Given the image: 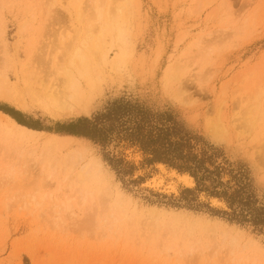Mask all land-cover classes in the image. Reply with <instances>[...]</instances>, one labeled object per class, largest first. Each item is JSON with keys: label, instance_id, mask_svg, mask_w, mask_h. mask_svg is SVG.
I'll use <instances>...</instances> for the list:
<instances>
[{"label": "rangeland", "instance_id": "374dc122", "mask_svg": "<svg viewBox=\"0 0 264 264\" xmlns=\"http://www.w3.org/2000/svg\"><path fill=\"white\" fill-rule=\"evenodd\" d=\"M101 2L117 30L104 32L105 62L90 72L97 87L85 110H63L57 71L62 51L76 46L87 27L98 35V22L89 19L92 6ZM20 71L32 72L28 86L48 95L34 99L20 92ZM176 74L179 83L172 80ZM0 79L25 105L0 96V129L5 115L38 132L25 142L27 148L47 136L71 137L58 149L61 157L81 151L87 161L98 160L106 176L112 173L107 180L115 193L138 205L133 225L102 226L101 196L79 206L70 198L71 188L56 185L66 170L51 181L47 170L40 172L28 159H6L1 146L10 136L0 130V264H238L226 250L217 255L167 251L164 232L149 227L153 208L170 216L179 212L184 226L196 218L218 232L231 229L243 243L253 241L245 254L259 257L256 249L264 247V0H0ZM249 119L253 128L244 124ZM78 122L80 136L60 134ZM214 126L220 131L214 133ZM119 139L126 140L125 147L141 148L149 173L132 176L134 165L112 151ZM162 162L192 175L193 189L178 184L179 194L169 197L159 189L138 190L165 173L158 167ZM224 172L230 180L222 178ZM199 194L219 197L228 210L211 207ZM65 198L70 211L55 214L53 207ZM207 232L200 225L194 230L211 245Z\"/></svg>", "mask_w": 264, "mask_h": 264}, {"label": "bare ground", "instance_id": "6f19581e", "mask_svg": "<svg viewBox=\"0 0 264 264\" xmlns=\"http://www.w3.org/2000/svg\"><path fill=\"white\" fill-rule=\"evenodd\" d=\"M91 10H92V15L89 21L96 20L98 22V27H99L98 35L95 37L94 30L91 29L90 27H87L84 30V34L82 35L79 43L76 46L69 44L67 49L64 47L66 50L64 52L62 51L63 54H62V57H60L61 59H60L59 67L57 71L59 75L61 76L60 84L63 88V91L61 92V96H62L61 107L63 110L68 109V110L76 112L80 110H85L87 108V105L89 104V101L91 98V90L97 87V82L91 76L90 72L93 68L99 67V65L102 62H105V59H106L105 54L102 50L103 49L102 48L103 46L102 38L104 36V32H108L113 35L117 30V24L115 23L114 17L111 15L110 11L107 10V6H104L102 2L93 5ZM81 18L82 19L84 18L82 14H81ZM21 31L22 30L20 29V32ZM176 75L172 77V80L175 83L177 82L179 83L180 79L182 80V78L178 77L179 74H176ZM181 75L183 74H180V76ZM32 76H33L32 72L30 71H20V73L17 74V79H18L17 86H16L17 89L20 90V92L22 91L26 96H29L34 99L47 96L48 93L47 92L45 93V91H43L42 89L30 88L28 86L29 77L31 78ZM0 86H1L0 96L2 98L13 101L19 107L23 108L25 106L23 100L20 99L19 97H16L11 92V90L7 86V82L0 79ZM67 100L68 102H66ZM2 120H3V123L1 124L0 130L2 132L4 131L8 133V135L10 136V137L7 136L10 138L9 143L1 146L3 152L7 156L6 157L4 155L6 159L7 158L13 159V157L15 158V160H18V161L21 159L22 160L28 159L27 161L29 162L31 161L34 164L33 167L35 166L36 168L39 167L40 172L41 170L42 171L47 170L48 177H46V179L51 180V181L54 179L55 176L62 174L63 171L66 170L68 172V175L66 173L65 174L63 173L64 176H66V178L61 181H57V179L59 178L58 176V178H56V185L59 183L58 184L59 189L60 187L63 188V186H66L67 189L71 188L72 196L70 198L75 199L79 206H84V205H87L88 203H92L94 200H96L97 196H101L103 198L102 202H104V205L101 211L102 226L115 229V228H122L123 226L128 225V224L133 225L135 218L137 216L138 205L135 203H131L132 200L127 199L125 194L118 193V192L115 193L112 186H110V182L107 180V176L108 175L110 176V174L112 173L109 172V174L106 176L105 173L100 168V165H98L97 163L98 160L97 162L94 159H92L93 161H87L85 155L81 151L80 152L73 151L64 157H61L58 151L59 147L64 146V144L70 141H73L74 139H72L69 136H64V137H57V136L48 137L47 136V138L44 139L42 142L41 140H38V145L35 148L33 147L27 148L25 147V142L28 141L29 139L30 140L33 139V135L38 134V132H35L33 130L27 129L23 126H20L14 123L10 118H8L5 115H2ZM250 120L252 121V119L245 120L244 124L247 123L246 125H248L250 123V126L252 125V123L254 124V121L250 122ZM255 125H252V126H255ZM219 129H220L219 126L217 127L214 126V133L215 131L218 132ZM217 134L218 133H216V135ZM11 138H14V139H11ZM125 141L119 139L118 141L120 142L119 145L117 143L114 144V147L112 146V149H113L112 151L115 150V153L116 152L122 153L123 155L122 157H124L123 159H126L127 162H131V165L132 164L134 165V168H132L134 169L132 176L133 177L142 176L143 174H145L146 170L147 171L149 169L151 170V168H146L143 165V157H142V152L140 150L141 148L137 144H132V143H131L132 145H126L125 147L124 146ZM195 150L193 149L194 152ZM198 151L199 149L197 150V153ZM199 154H200V151H199ZM164 163L163 162L160 164L158 163L159 164L158 167H160V172H163V173L165 172L164 173L165 174V177H164L165 178V193L164 195L166 197H169V194L171 193H175V196L179 194L177 185L181 181L184 185H186L188 189L190 190L193 189V187L195 186L194 185L195 180L192 177V175L184 171L183 172L181 171V173L180 172L178 173L177 169H174L173 171L168 172V168L170 167L167 168V165L166 164L164 165ZM5 170L3 169L4 171L3 173H6L8 170L11 171V167L7 169L6 172ZM8 174L9 172L6 175ZM164 174H160L158 176L160 177V176H163ZM154 177L153 179L150 178L151 179L150 181L142 183L139 186L138 190L140 191L141 190H144V191L145 190L147 191L156 190L157 191V189L159 188L160 181L156 186V184L154 183L158 177H155V178ZM222 178H224V180L231 179L230 175L227 172H224ZM206 186L208 187V184H206ZM231 189L232 190L234 189L233 183L231 184ZM157 194L158 193H156V195ZM206 195L208 197V194ZM37 196L39 198L40 197L43 198V195L41 194L40 196L39 195ZM37 196L34 195V197H31L32 201H35ZM205 196H203L202 194L198 198L200 200L207 201L208 198ZM208 201H210L211 203L210 206L213 208H217L223 205V202L220 200L219 197L218 199L211 197L208 199ZM70 209H71L70 200L66 198L60 201L59 205H55L53 207V211L55 214L56 213L60 214L63 212L66 213L70 211ZM217 210H219V208ZM178 213L174 212L170 216L166 214V211L165 213L164 212L161 213V211H158L154 208L148 213V219L149 221H151L149 227L152 229H155L157 232H160L161 230L162 232H164L165 248L167 251H174L179 255H183L185 251V253H188L191 255L197 251L205 250V251H209V254L211 253L210 255L212 254L217 255L219 251L226 250L229 252L231 256L230 260L233 261V263L261 264L262 260H264V249H263L264 247L263 248L257 247L256 252L258 253L259 257L257 255L255 257H252V256L245 254L248 248L253 247L252 240H247L245 243H243L242 239L237 237L231 231V229H226L224 227H221L220 231L218 232L214 226L207 223L208 221H204L205 223L197 224L196 222L200 220H196V218L192 219V221L188 220L189 222H186V225L188 226L181 225L182 221L180 220ZM196 225H200L201 228H206L208 231L207 233L212 234V238L211 236L209 237L211 240V245L204 244L202 242V239L199 236L195 235L194 230H195ZM241 253H244V254H242V256L238 258L239 254Z\"/></svg>", "mask_w": 264, "mask_h": 264}, {"label": "trees", "instance_id": "16d2710c", "mask_svg": "<svg viewBox=\"0 0 264 264\" xmlns=\"http://www.w3.org/2000/svg\"><path fill=\"white\" fill-rule=\"evenodd\" d=\"M9 112H7V114H8ZM9 115L12 117V118H14V119H16L15 117H14V115L13 114H10L9 113ZM16 121L19 123V124H21V125H25L23 122H21V121H19V120H17L16 119ZM80 122H78V123H75V124H69V125H67L66 126V128L63 130V131H61L60 132V134H64V135H72V136H80V131L79 130H77V129H75V127H77V125L79 124ZM82 134V133H81Z\"/></svg>", "mask_w": 264, "mask_h": 264}, {"label": "water", "instance_id": "95a60500", "mask_svg": "<svg viewBox=\"0 0 264 264\" xmlns=\"http://www.w3.org/2000/svg\"><path fill=\"white\" fill-rule=\"evenodd\" d=\"M171 172V171H173V169H170V168H168V172ZM175 175H176V173H175ZM164 176H165V174L163 175V176H158V178H157V180L155 181V183L154 184H156V186H157V184L159 183V181H160V183H159V190H163L164 192H165V178H164ZM175 178H176V176H175ZM174 178V179H175ZM172 180V179H171ZM168 181V180H167ZM180 185L179 186H184V187H186V185H184L183 183H182V181L179 183ZM155 188V187H154ZM173 189V188H172ZM172 194V193H171ZM208 204L210 205L211 203H210V201H208ZM218 208V207H217ZM219 208L220 209H226V205L223 203V205L222 206H219Z\"/></svg>", "mask_w": 264, "mask_h": 264}]
</instances>
